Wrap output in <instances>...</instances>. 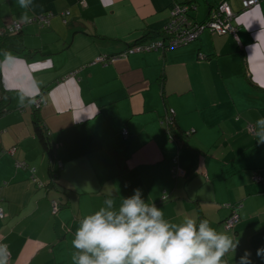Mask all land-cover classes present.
<instances>
[{"label":"crops","instance_id":"0c3cea01","mask_svg":"<svg viewBox=\"0 0 264 264\" xmlns=\"http://www.w3.org/2000/svg\"><path fill=\"white\" fill-rule=\"evenodd\" d=\"M214 1L33 0L22 9L0 0V31L23 26V49L0 57L12 105L0 116V241L9 254L0 264H75L82 216L110 198L118 209L137 188L170 223L203 215L239 240L227 264L245 250L264 264L256 255L264 247V144L255 135L264 134L256 124L264 117V0L246 10L241 0ZM223 1L236 14V38L206 30L165 52L95 61L163 29L175 5L189 3L203 22ZM45 14L48 26L28 23ZM35 97L44 102L37 109L50 153L33 132ZM231 206L238 221L225 230Z\"/></svg>","mask_w":264,"mask_h":264},{"label":"clouds","instance_id":"9594fccd","mask_svg":"<svg viewBox=\"0 0 264 264\" xmlns=\"http://www.w3.org/2000/svg\"><path fill=\"white\" fill-rule=\"evenodd\" d=\"M18 4L30 9L33 0H18ZM22 19H27L26 12ZM256 124L264 126V117ZM255 135L256 142L264 144V134ZM104 203L107 207L83 215L78 222L72 240L75 264H227L222 258L239 244L233 235L212 227L207 218L197 223L186 215L182 223H170L161 208L142 199L139 188L122 198L118 209L111 198ZM256 255L264 259V247ZM238 264H252L251 252L245 250Z\"/></svg>","mask_w":264,"mask_h":264},{"label":"built area","instance_id":"2783aa9c","mask_svg":"<svg viewBox=\"0 0 264 264\" xmlns=\"http://www.w3.org/2000/svg\"><path fill=\"white\" fill-rule=\"evenodd\" d=\"M261 0H241V7L243 10L249 9L259 4ZM190 11V7L187 5H175L171 8L170 12V20L166 23L163 30L166 32L168 38L163 42L157 41L152 45H139L128 48L124 53L114 56L112 58H107L105 56H100L95 59L96 62L101 64H108L119 57H126L128 54L140 53V52H149V51H157V50H168L178 48L180 46L189 44L194 42L199 38V35L203 31H208L211 34H216L219 36L222 35H232L234 38L237 36V26L233 24V21L236 17V14L233 13L230 6L225 2H221L214 9H212L207 17V19L203 22H196L190 20L188 18V13ZM63 16L68 15V12H63ZM52 14L45 15H36L31 17L28 20V23L37 22L41 26L48 25L49 19ZM21 29V25L18 23H13L8 26L7 31L16 32ZM3 33L0 31V34ZM200 58H203L201 54H199ZM74 73H70L69 76H73ZM37 105L42 103V100L38 99L35 102ZM252 132V129H250ZM123 135L127 134L126 130L122 131ZM14 148L10 152H12ZM181 172L179 171V174ZM52 210H57L56 202L52 201ZM231 213L228 218L224 221V229L231 230L234 225L238 221V213L237 207L231 206ZM233 208V209H232ZM3 214L0 210V217ZM0 261L8 263L9 254L7 252L6 247L0 241Z\"/></svg>","mask_w":264,"mask_h":264},{"label":"trees","instance_id":"16d2710c","mask_svg":"<svg viewBox=\"0 0 264 264\" xmlns=\"http://www.w3.org/2000/svg\"><path fill=\"white\" fill-rule=\"evenodd\" d=\"M186 4L190 5L189 3H182L179 5H186ZM189 13L187 14L188 18H190V20L194 21L191 18ZM68 14H69V12H68ZM30 24L40 25L37 22H32ZM45 26H48V25H43V27H45ZM22 35H23V26H21V29L16 31V32H9L7 30H4L3 33L0 34V57H1V55L6 54L10 51H17V52L21 51V49H23ZM166 38H168V36L163 29L158 30V31L143 32L141 34V37L139 39H137L135 41V43L133 45L129 46L128 48H131L133 46H139V45H144V46L152 45L157 41L163 42L164 40H166ZM168 50H171V49H168ZM157 51L165 52L167 50L161 49V50H157ZM38 99H40V98L35 97V98L31 99V105L33 106L32 111H31V123L33 126V132L35 133L43 151L50 153L53 151L52 144L49 140L48 132L45 130V127L43 126L42 120L38 114V109H37L44 102L42 101V103L40 105H37L35 102ZM11 109H12V105H11V99H10L9 92L0 85V116L7 113ZM165 121L168 124H171L172 120H171V118L170 119L166 118ZM170 128L172 129V126ZM250 129H252V132H254L253 128H249V130ZM180 131H182V130H180ZM172 167H171V169H172L171 172H172L173 177L174 178L181 177L182 174H179L180 170L177 168V166H174L173 168ZM165 198L166 197L164 196L162 199L164 200ZM235 207H237V206H235ZM230 213H231V208H230ZM205 218H206L205 216L199 215L197 223H199V220L205 219Z\"/></svg>","mask_w":264,"mask_h":264},{"label":"rangeland","instance_id":"374dc122","mask_svg":"<svg viewBox=\"0 0 264 264\" xmlns=\"http://www.w3.org/2000/svg\"><path fill=\"white\" fill-rule=\"evenodd\" d=\"M212 1H214V0H212ZM215 2V1H214ZM192 13H194V12H192ZM195 42V41H194ZM194 42H192V43H194ZM192 43H190V44H192Z\"/></svg>","mask_w":264,"mask_h":264}]
</instances>
